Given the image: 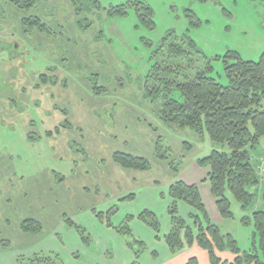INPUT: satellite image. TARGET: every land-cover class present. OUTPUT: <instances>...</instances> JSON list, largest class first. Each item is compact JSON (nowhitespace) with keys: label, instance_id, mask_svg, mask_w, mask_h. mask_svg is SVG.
<instances>
[{"label":"rangeland","instance_id":"374dc122","mask_svg":"<svg viewBox=\"0 0 264 264\" xmlns=\"http://www.w3.org/2000/svg\"><path fill=\"white\" fill-rule=\"evenodd\" d=\"M129 1L134 0H36L34 10L22 12L7 6L14 9L11 16L17 15L7 23L8 35L20 16L30 17L42 6L50 10L46 16L39 13L49 32L32 30V37L26 34L19 44L26 49L23 66L0 71V264H18V257L37 251L60 255L58 241L71 243L72 248L76 244L71 237L79 235L66 218L91 240L87 226L106 223V214L113 209L108 216L111 224L118 209L123 219L125 213L142 212L144 206L162 216L168 186L175 178L191 175L195 168L206 176L204 168L209 166H199L197 160L213 149L228 150L207 134L166 125L146 95V81L154 64L165 61L178 65L184 75L210 66L207 75L226 85L227 51L252 61L264 51V0H145L152 11V27L127 6ZM5 4L0 0V8ZM119 5L126 6L124 13L112 11ZM189 39L198 49L189 46ZM172 42L183 44L187 56L169 57ZM5 47L0 62L8 61ZM42 74L48 81L39 80ZM94 85L104 91L94 93ZM170 96L181 99L177 90ZM66 121L72 128L63 126ZM158 140L160 154L167 158L157 156ZM263 141L253 156L264 148ZM117 151L144 157L151 166L144 171L122 168L111 157ZM260 155L254 162L262 177ZM129 194L136 196L124 198ZM228 196L233 218L218 225L241 249H248L251 229L240 222L245 213ZM123 198L131 202L121 203ZM208 205L210 212L214 202ZM30 218L41 223L39 231L21 229ZM75 259L85 261L83 254Z\"/></svg>","mask_w":264,"mask_h":264},{"label":"trees","instance_id":"16d2710c","mask_svg":"<svg viewBox=\"0 0 264 264\" xmlns=\"http://www.w3.org/2000/svg\"><path fill=\"white\" fill-rule=\"evenodd\" d=\"M14 5L28 10L35 0H9ZM135 13L145 24L152 27V11L145 0L129 1ZM126 6L112 8L115 13H124ZM27 20V19H26ZM31 24V23H28ZM44 30L40 22H34ZM31 27V28H32ZM166 38L163 39L164 45ZM190 47L198 49L192 40H187ZM167 46V45H166ZM169 57L184 58L189 53L183 44L170 43ZM209 63V62H208ZM224 72L228 83L223 85L215 78L207 75V70L199 69L192 75H184L178 65H168L166 62L154 64V70L146 81V95L152 100L157 116L168 126L189 127L200 135L207 134L215 143L227 146L228 150L213 149L209 154L197 160L199 166H209L207 181L210 193L215 198V205L223 219L233 218L230 199L231 194L245 213L240 221L243 225L252 227L251 245L241 250L231 233H223L218 225L213 223L204 207L198 186L175 180L169 186V195L173 202L168 207L171 228L164 241L172 253L180 250L184 244L196 243L207 251L209 264H264V208H255L258 187L264 176L260 177L252 151L264 137V51L258 60H246L237 51H227L223 56ZM151 77V78H150ZM42 82L48 77L40 75ZM172 90L180 93L181 99L170 96ZM96 94L104 91L103 87L93 86ZM64 127L72 128L70 121ZM159 158H167L162 151L159 140L155 143ZM112 160L126 169L147 170L151 164L144 157L134 156L124 152H114ZM170 169L175 173L174 163L169 162ZM126 198L132 199V195ZM264 203V187L261 194ZM177 201H183L191 206L196 215H191L195 229L187 225L179 216ZM251 212L249 213V210ZM106 214V224L113 227ZM103 218L102 214H98ZM132 216H126L119 226L113 227L125 239L126 245L136 249V259L143 252L145 244L137 239L129 227ZM138 219L149 225L156 234L160 233V223L156 215L148 209L139 213ZM66 224L74 227L82 242L88 243L89 236L82 227L66 218ZM25 232H37L41 223L36 219H26L21 224ZM229 252L232 259H224L220 253ZM18 264H65L58 253L37 252L31 256L17 258ZM184 264H198L195 256Z\"/></svg>","mask_w":264,"mask_h":264},{"label":"crops","instance_id":"0c3cea01","mask_svg":"<svg viewBox=\"0 0 264 264\" xmlns=\"http://www.w3.org/2000/svg\"><path fill=\"white\" fill-rule=\"evenodd\" d=\"M261 140H264V137L260 139L259 144L261 143ZM262 144L264 145V141ZM259 155L261 157L264 156V148L261 150L260 153L253 156L254 161L257 160ZM204 170L206 172V176L202 177L201 171L195 168L193 174L186 176L181 175V177L175 178V180L177 179L182 180L187 184H196L198 186L202 202L204 204L205 210L210 220L216 225H218L220 222H223L224 220L227 219H223L218 212V209L215 205V198L210 193V187L207 181V174L209 170L207 167H205ZM262 181H263L262 187H264V180ZM169 186H168V194H169ZM259 191H261L260 186L258 187V192ZM129 195H132L133 197L132 199L129 200H133L136 196L134 194H129ZM127 196H124V198ZM168 196H169L168 197L169 199H167L168 201L164 202L163 204L164 213L162 216H160L159 213L156 212V210H151L147 206H144V209H148L156 215L160 223L159 235H157L152 228L148 226L146 227L145 223H144L145 227L144 225L141 228L138 227L139 225L140 226L142 225L141 220L138 219L140 210H137L135 212L131 210V212L125 213L126 216L130 215L133 217L130 223V228L131 230L134 231V232L132 231L133 235L137 239L143 241V243L145 244L143 252L140 253L137 259L135 256L136 249L134 250L129 248L126 245V242L113 228L108 226L105 222L101 223L95 221V223L98 224L96 225V227L87 226L88 230L91 231V236H92V239L91 240L89 239L87 244L84 245L79 239V237L76 236V234H75L76 237L73 236L71 237L73 239L72 243L76 244L72 248H71L72 246L71 243L66 245L65 243H63V241L57 242L60 245L58 249H60V251L63 253L62 254L60 251H58L62 256L64 263L65 264H184L190 257L195 256L198 260V264H209V257L207 251L201 248L200 246H198L196 243H192L191 245L184 244V246L180 250L174 253H172L168 248L167 244L164 241V237L170 231L171 222L168 212L166 211V208H168L169 204L173 202V199L170 197V195ZM129 200L124 199L119 201H121L122 203V202H128ZM208 202H210V204H213L214 202V208L211 207L210 212L208 210L209 208ZM176 203L178 207L179 216H181L186 221L187 225L194 230L195 227L193 224V220L190 218V216L196 215L197 214L196 211L183 201H177ZM260 207H264L263 201L260 202L256 201L252 210ZM118 212L119 209L113 215L112 219L113 218L114 219L113 220L111 219L113 226L114 225L119 226L125 220L122 217L123 213H118ZM90 217H93V215L88 214V218ZM97 226L98 227L100 226V228H98ZM218 227L220 228L219 225ZM247 227L252 230V227L250 226ZM82 254L84 255L85 261L75 259L76 256H80ZM220 256H222L224 259H230V260L232 259V255L229 252L220 253Z\"/></svg>","mask_w":264,"mask_h":264},{"label":"flooded vegetation","instance_id":"af4514ba","mask_svg":"<svg viewBox=\"0 0 264 264\" xmlns=\"http://www.w3.org/2000/svg\"><path fill=\"white\" fill-rule=\"evenodd\" d=\"M6 4L5 9L4 7L0 8V42L3 41V44H1V49L5 47V50L3 52H5L8 56V61L5 62H0V71H2L1 67H9V69L13 66L16 67H22L23 65H21L20 61L24 55V53L26 52L25 50H21L20 45H21V41L23 40L22 38L26 37L27 35H29L30 37H32L31 35L33 34L32 30H35L37 33H48L49 30L47 29V23H45L43 21V17L39 14L40 12L46 16V13L49 12L50 9H47L46 7L42 8H37V12L34 13L33 15H31L30 17H23L20 16V21H16V25H15V29L14 31L11 32V34H7V23H11L13 22V17H17L16 12L14 14V16H11V14H13L14 9L12 10L11 7L15 8L17 11L22 12L24 11V9L20 8L17 5H14L12 2H10L9 0H5ZM36 5V0L34 2V4L32 5V7H30L28 10L32 9L34 10V7ZM7 6H11L8 7ZM27 19V20H26ZM40 22V24L42 25V28L44 30H39L37 26L32 27L31 24L34 22ZM31 23V24H28ZM26 27V28H23ZM32 27V28H31ZM23 28V29H22ZM9 30V29H8ZM25 32V33H24ZM24 33V34H22ZM36 33V36H37ZM19 34V35H18ZM27 34V35H26ZM16 35V37H15ZM20 44V45H19ZM0 49V50H1ZM1 51V52H2ZM1 72H0V77H1ZM40 80V79H39ZM48 81V79H47ZM13 84H11L9 86V88H12Z\"/></svg>","mask_w":264,"mask_h":264},{"label":"built area","instance_id":"2783aa9c","mask_svg":"<svg viewBox=\"0 0 264 264\" xmlns=\"http://www.w3.org/2000/svg\"><path fill=\"white\" fill-rule=\"evenodd\" d=\"M260 161H262V164L264 163V156H263V158H261V160ZM258 169V168H257ZM264 170V168H263V166L261 167V170ZM258 171H259V169H258Z\"/></svg>","mask_w":264,"mask_h":264}]
</instances>
